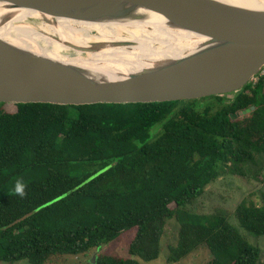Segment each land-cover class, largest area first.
Returning a JSON list of instances; mask_svg holds the SVG:
<instances>
[{
    "label": "trees",
    "instance_id": "obj_1",
    "mask_svg": "<svg viewBox=\"0 0 264 264\" xmlns=\"http://www.w3.org/2000/svg\"><path fill=\"white\" fill-rule=\"evenodd\" d=\"M255 107L250 114L236 115ZM160 131L152 138V129ZM264 166V84L232 98L128 105L0 104V263L58 262L120 238L141 264L162 252L168 222L181 223L170 263L202 247L221 264H264L223 211L207 224L184 220L206 188L225 174L249 179ZM22 181L26 195L14 193ZM241 228L264 236L261 205L242 201Z\"/></svg>",
    "mask_w": 264,
    "mask_h": 264
},
{
    "label": "water",
    "instance_id": "obj_2",
    "mask_svg": "<svg viewBox=\"0 0 264 264\" xmlns=\"http://www.w3.org/2000/svg\"><path fill=\"white\" fill-rule=\"evenodd\" d=\"M23 13L32 15L21 19ZM57 20L118 26L163 24L195 42L179 57L130 71L123 65L134 63L137 55L125 62L111 52L133 47V42L109 45L96 30L90 32L93 40L88 46L62 42L49 28ZM33 23L39 26L28 25ZM21 25L65 46L74 53L70 59L86 63L51 59L0 38V104L128 105L232 98L264 67V9L220 0H0V34ZM141 33L153 31L148 28ZM118 35L127 37L123 32Z\"/></svg>",
    "mask_w": 264,
    "mask_h": 264
},
{
    "label": "bare ground",
    "instance_id": "obj_3",
    "mask_svg": "<svg viewBox=\"0 0 264 264\" xmlns=\"http://www.w3.org/2000/svg\"><path fill=\"white\" fill-rule=\"evenodd\" d=\"M229 4L250 8L264 9V0H220ZM31 13H23L22 18H28ZM23 21V20H22ZM20 21L19 23H21ZM52 32L60 38L62 42L68 40L80 46H88L93 40L90 32L96 30L101 35V39L111 45L112 43L133 42L135 46L130 48H113V56L118 57L117 60L125 62L133 61L129 56H136L134 63H127L123 66L132 68L130 71L140 70L157 61L175 58L183 55L189 49L194 39L189 35L168 29L163 24L140 25V26H118V25H95L81 22H73L68 20H57L49 26ZM152 28V34H143L141 30ZM120 32L126 33L127 37L122 38L118 35ZM0 38L15 44L19 47L31 50L35 53L42 54L51 59L85 65L86 61L70 59L69 49L61 45L55 40H51L44 35L37 33L28 26H13L1 31ZM158 42L156 48L150 44ZM145 45V46H144ZM143 53H138L141 52ZM116 60V59H115Z\"/></svg>",
    "mask_w": 264,
    "mask_h": 264
},
{
    "label": "rangeland",
    "instance_id": "obj_4",
    "mask_svg": "<svg viewBox=\"0 0 264 264\" xmlns=\"http://www.w3.org/2000/svg\"><path fill=\"white\" fill-rule=\"evenodd\" d=\"M28 25L39 26L38 23ZM68 52L69 55L74 57V53L71 51ZM159 129L160 125L152 129V138L157 135L158 131H160ZM257 169H263L261 175L254 174L249 179L228 174L223 175L206 188L204 195L193 206L185 208L186 210H183L182 213L186 221L197 220L198 223L207 224L212 215L223 211L226 215L231 217L230 221L240 235L251 245L262 250V261H264V236L257 237L245 231L234 218V211L242 201L249 200L256 205H261L262 203V196L264 195V166H260ZM180 224L177 218L168 222L161 243L162 252L159 259L151 262H145L140 258L136 259L141 264H207L217 258L206 247H202L185 260L179 263H170L169 257L171 256V249L176 248L178 245ZM128 248V245L118 238L106 244L102 250H92L86 255L64 256L58 262L53 261L48 264H92L95 255H97V257L99 255H108L130 258ZM234 254L236 253L220 255L218 260L221 264H234ZM0 264L10 263L2 262ZM14 264H30V262L28 260H23Z\"/></svg>",
    "mask_w": 264,
    "mask_h": 264
},
{
    "label": "clouds",
    "instance_id": "obj_5",
    "mask_svg": "<svg viewBox=\"0 0 264 264\" xmlns=\"http://www.w3.org/2000/svg\"><path fill=\"white\" fill-rule=\"evenodd\" d=\"M25 187L23 182L18 180L14 188V193L20 197H24L26 195Z\"/></svg>",
    "mask_w": 264,
    "mask_h": 264
},
{
    "label": "built area",
    "instance_id": "obj_6",
    "mask_svg": "<svg viewBox=\"0 0 264 264\" xmlns=\"http://www.w3.org/2000/svg\"><path fill=\"white\" fill-rule=\"evenodd\" d=\"M258 83H263L264 84V67L261 70L260 74L256 78H254V80L252 81L251 84L256 85Z\"/></svg>",
    "mask_w": 264,
    "mask_h": 264
}]
</instances>
